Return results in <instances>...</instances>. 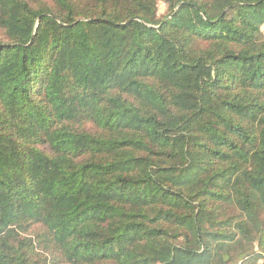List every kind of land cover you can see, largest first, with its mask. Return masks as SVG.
Returning a JSON list of instances; mask_svg holds the SVG:
<instances>
[{
    "label": "trees",
    "instance_id": "1",
    "mask_svg": "<svg viewBox=\"0 0 264 264\" xmlns=\"http://www.w3.org/2000/svg\"><path fill=\"white\" fill-rule=\"evenodd\" d=\"M0 264H264V0H0Z\"/></svg>",
    "mask_w": 264,
    "mask_h": 264
},
{
    "label": "rangeland",
    "instance_id": "2",
    "mask_svg": "<svg viewBox=\"0 0 264 264\" xmlns=\"http://www.w3.org/2000/svg\"><path fill=\"white\" fill-rule=\"evenodd\" d=\"M158 16L165 14V7L161 2L157 4Z\"/></svg>",
    "mask_w": 264,
    "mask_h": 264
}]
</instances>
